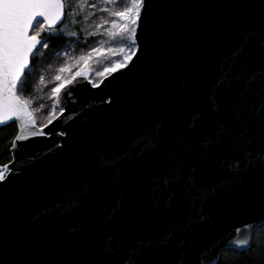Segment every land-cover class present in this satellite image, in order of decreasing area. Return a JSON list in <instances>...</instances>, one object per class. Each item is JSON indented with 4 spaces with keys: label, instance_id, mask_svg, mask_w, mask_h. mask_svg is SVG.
<instances>
[{
    "label": "water",
    "instance_id": "water-1",
    "mask_svg": "<svg viewBox=\"0 0 264 264\" xmlns=\"http://www.w3.org/2000/svg\"><path fill=\"white\" fill-rule=\"evenodd\" d=\"M142 18L138 36L143 50L131 69L101 78L103 83L98 89L85 81L78 86L76 109L80 104L94 102L83 113L88 123L80 117L73 121L66 112V124L57 120L44 131L72 132L66 152L76 148L81 140L85 144L100 140L105 145L123 148L149 122H160L165 142L177 141L187 149L182 161L183 174L188 175L195 167L191 174L197 187L193 191H205L204 203L192 202L182 194L183 187H187L182 179L181 191L171 209L157 214L153 207L156 194L151 193L148 181L158 172L143 169L138 173L139 161L133 160L122 173L106 176L98 188H93L86 201L89 210L84 215L77 213L76 223L83 226L91 221L94 231L87 233L85 229V233L103 242L107 235L128 240L138 221L147 224L167 219L172 225L185 227L176 234L174 246L161 257L160 264H176L182 252L187 253L185 264H197L198 255L207 249L213 248L219 255L223 249H236L225 245L248 235L245 231L237 234L236 229L264 218V160L254 153L250 161L241 164L239 173L232 174L219 167L223 156L239 155L229 151L228 137L224 144L207 148L200 143L218 124H227L234 134L241 130L238 126L256 131L264 117V0H146ZM235 51L239 55L233 59ZM229 64L230 87L216 91L220 109L212 113L208 94L223 74L222 68ZM109 99L111 103L106 102ZM196 112L202 113L201 124L193 134L188 123ZM63 139L53 135L24 141L28 147L16 153V158L27 164L33 153H43ZM10 157L12 160L11 153ZM70 179H77L75 171L53 149L35 162L27 183L47 191L45 203L51 204ZM113 207H117L115 216L107 226H102ZM157 207L163 208L162 200ZM200 213L204 219L196 220ZM190 219L195 222L189 224ZM158 235L162 236L163 231ZM181 239L185 241L182 247ZM56 252L53 245L49 258ZM212 254L206 252L209 258ZM146 258L151 260L152 254Z\"/></svg>",
    "mask_w": 264,
    "mask_h": 264
},
{
    "label": "snow or ice",
    "instance_id": "snow-or-ice-1",
    "mask_svg": "<svg viewBox=\"0 0 264 264\" xmlns=\"http://www.w3.org/2000/svg\"><path fill=\"white\" fill-rule=\"evenodd\" d=\"M119 0H0V130L6 126L15 125L18 129L10 144L13 159L0 165V264H160L162 256L171 251L176 234L184 225H172L167 219L153 223L138 221L135 232L128 240L107 235L103 242L96 237L87 235L94 231L92 222L83 226L76 223L77 213L88 212L86 201L94 187H99L108 175L122 173L126 164L133 160L139 161V171L147 169L153 173L148 183L152 186L151 193L156 194L153 207L157 214L163 215L172 207L173 201L181 191L180 181L183 179L187 187L182 194L192 202L201 204L206 200L203 189L194 192L197 187L196 178L191 172L183 174L182 161L187 151L179 142H165L162 134V124L158 121L149 122L144 130L123 148L105 145L97 140L85 144L79 141L76 148L65 151L68 141L73 139V133L67 129L59 132H45L44 129L54 121L63 119L69 113L73 121L80 117L87 124L83 113L94 106V102L79 104L76 94L81 81L87 82L92 88H100L99 82L91 79V62L94 58L106 54L118 55L120 58L110 62L103 71L96 75L106 78L117 72L131 69L135 60L143 50L139 43L138 29L143 23L142 13L146 10V0H130L124 7H116ZM92 17H97L93 23H88ZM64 25H69L79 31L65 32ZM79 33H85V42L90 36H107L108 41H119V46L90 48L78 57L63 55L74 63H65L57 70L53 80L49 82L50 90L47 100L51 101L46 109L44 97L26 96L24 93L31 87L28 77L35 71L32 63L39 56L40 49L47 50L53 38H76ZM46 37V38H45ZM126 43H123L125 42ZM239 55L232 53V58ZM75 69V71H73ZM230 70L222 68L223 74L215 82L208 94V104L212 113L218 112L220 103L216 91L222 87H230ZM39 83L44 84V76H39ZM47 87V85H46ZM111 103L109 99L106 101ZM46 111L43 117L41 113ZM202 113H193L188 128L195 134L201 124ZM39 125V126H38ZM241 130L233 133L227 124H218L211 135L200 141L205 148L225 143L230 152H238L237 156L225 155L219 161V167L225 172L237 174L244 161H250L255 153L264 160V117L256 131L251 127L238 126ZM53 135L65 139L54 142L52 147L43 153L36 152L28 157L27 164H21L16 153H22L28 145L24 141H34L36 137L50 138ZM105 140L109 139L104 137ZM255 142V143H254ZM57 150L67 159L77 175V179L68 180L59 190V197L51 204L45 203L49 197L47 191L27 183V178L35 162ZM171 162V167H169ZM12 167H9V165ZM21 165L17 167V165ZM161 200L163 208L157 207ZM119 205L120 201L117 200ZM117 207H113L110 215L105 218L102 226H107L115 216ZM203 214L196 220H203ZM195 221H189V224ZM259 227H264V218L251 224H245L243 229L247 236L229 241L225 248L235 247L245 250L250 246V237ZM163 231V235H158ZM185 241L181 239L179 246ZM55 246L57 252L49 258L50 251ZM48 249V252L44 250ZM211 251V258L206 252ZM151 253L152 259L146 255ZM187 253L182 252L176 264H185ZM197 264H219V252L213 248L202 251L197 257Z\"/></svg>",
    "mask_w": 264,
    "mask_h": 264
},
{
    "label": "trees",
    "instance_id": "trees-1",
    "mask_svg": "<svg viewBox=\"0 0 264 264\" xmlns=\"http://www.w3.org/2000/svg\"><path fill=\"white\" fill-rule=\"evenodd\" d=\"M120 1V0H119ZM95 2V0H92ZM117 7V5H116ZM97 17H92L88 23H93ZM65 32L79 31L69 25H64ZM85 33H79L77 42H69L68 39L53 38L50 40V47L47 50L40 49L42 57L39 56L32 63L35 65V71L28 77V84L31 86L24 93L26 96L44 97L46 109L50 107L51 101L47 100L46 94L50 90L49 82L53 80V73L57 67L62 66L65 58L61 51L67 50L68 54L80 55L86 53L90 48L99 45L97 38L99 36L87 37L85 42ZM46 38V37H45ZM83 41V43H82ZM67 45V46H66ZM44 76L45 83H39V76ZM47 85V87H46ZM46 111L41 113L43 117ZM17 129L15 125L4 127L0 130V164H5L10 160L9 147L12 139L16 135ZM219 264H264V227L255 230L250 247L245 250L223 249L219 255Z\"/></svg>",
    "mask_w": 264,
    "mask_h": 264
},
{
    "label": "rangeland",
    "instance_id": "rangeland-1",
    "mask_svg": "<svg viewBox=\"0 0 264 264\" xmlns=\"http://www.w3.org/2000/svg\"><path fill=\"white\" fill-rule=\"evenodd\" d=\"M129 2H130V0H120L119 3L117 4V7H124V6H126ZM66 39H68L70 43H71V42H77V41H78V37H76V38H69V37H66ZM97 40H98L99 43H100L101 41H108V38H107V36H103V37L99 36V37L97 38ZM82 43H83V41H82ZM123 43H126V41L123 42ZM119 44H120L119 41H108L107 43H104V44H103V47H104V48H108V47H116V46H119ZM66 46H67V45H66ZM96 46H99V45H96ZM96 46H94V47H96ZM66 51H67V50L61 51V54H62V56L65 58V61L67 60L68 63H74L73 60H68V57H65V56L63 55V53L66 52ZM82 54H84V52H83ZM80 55H81V54H80ZM69 56H70V57H78L79 55L76 56V55L69 54ZM119 58H120V57H119L118 55H112V54H106L105 56H102V57H99V58H94L93 61L91 62V70H90V73H91V79H92L93 81L98 82V81L101 79V77H98V76L96 75V73H97V72H100V71H103V69H104L105 67H108V66H109L110 62H112V61H114V60H116V59H119ZM65 61H64V62H65ZM59 67H60V66H59ZM59 67H57V69L55 70V73H53V77L55 76V74H57V70H58ZM73 71H75V69H73Z\"/></svg>",
    "mask_w": 264,
    "mask_h": 264
},
{
    "label": "flooded vegetation",
    "instance_id": "flooded-vegetation-1",
    "mask_svg": "<svg viewBox=\"0 0 264 264\" xmlns=\"http://www.w3.org/2000/svg\"><path fill=\"white\" fill-rule=\"evenodd\" d=\"M90 74H91V73H90ZM99 81H100V80H99ZM99 81H98V82H99Z\"/></svg>",
    "mask_w": 264,
    "mask_h": 264
}]
</instances>
